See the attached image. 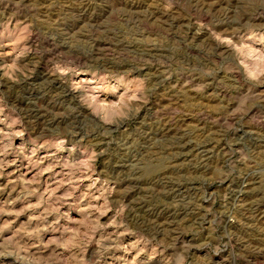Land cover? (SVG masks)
Instances as JSON below:
<instances>
[{
    "label": "rangeland",
    "instance_id": "1",
    "mask_svg": "<svg viewBox=\"0 0 264 264\" xmlns=\"http://www.w3.org/2000/svg\"><path fill=\"white\" fill-rule=\"evenodd\" d=\"M0 264H264V0H0Z\"/></svg>",
    "mask_w": 264,
    "mask_h": 264
},
{
    "label": "bare ground",
    "instance_id": "2",
    "mask_svg": "<svg viewBox=\"0 0 264 264\" xmlns=\"http://www.w3.org/2000/svg\"><path fill=\"white\" fill-rule=\"evenodd\" d=\"M255 205V204H254Z\"/></svg>",
    "mask_w": 264,
    "mask_h": 264
}]
</instances>
